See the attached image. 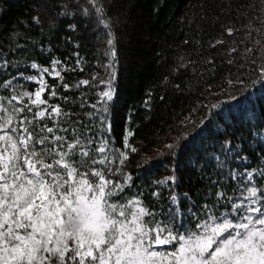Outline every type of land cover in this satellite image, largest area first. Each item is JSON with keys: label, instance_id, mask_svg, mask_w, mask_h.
Returning a JSON list of instances; mask_svg holds the SVG:
<instances>
[{"label": "trees", "instance_id": "obj_1", "mask_svg": "<svg viewBox=\"0 0 264 264\" xmlns=\"http://www.w3.org/2000/svg\"><path fill=\"white\" fill-rule=\"evenodd\" d=\"M97 6L115 35L114 61L107 55L108 29L90 0H0V89L35 74L33 63L51 69L60 61L63 79L46 76L43 97L67 115L33 119V125H55L57 134L79 136L88 149L107 140L108 152L90 156L109 160L85 167H110L111 179L123 185L113 199L138 198L153 213L150 221L192 227L193 213L231 211L217 194L235 202L242 178L233 181V170H256L254 181L264 188V75L258 70L264 0H97ZM113 71L109 101L102 92ZM31 107L23 114L29 119L38 111ZM89 138H95L91 145ZM170 176L174 183H160Z\"/></svg>", "mask_w": 264, "mask_h": 264}, {"label": "snow or ice", "instance_id": "obj_2", "mask_svg": "<svg viewBox=\"0 0 264 264\" xmlns=\"http://www.w3.org/2000/svg\"><path fill=\"white\" fill-rule=\"evenodd\" d=\"M90 2L101 17L100 24L108 29L107 55L114 61L115 35L97 0ZM60 64L53 61L50 69L33 63L37 75L26 79L39 87L11 95L6 104L0 102V264H264V188L257 187L253 179L256 170L230 173L233 181L242 178L235 202L226 193L217 194L231 211L217 214L208 210L199 218L193 213L197 222L192 227L173 228L171 221L145 219L153 213L138 198L113 199L123 191V185L111 179L114 173L110 167H85L109 160L107 155L100 159L90 156V151L108 152L107 140L88 149L79 136L70 140L57 134L55 125L37 129L33 119L55 121L67 115L60 105H51L43 97L49 90L45 74L63 79V68L57 67ZM258 70L264 75V65ZM114 79L113 71L108 90L102 92L109 101ZM79 83L86 86L89 81ZM4 87L15 89L16 85L8 80ZM56 95L52 88L50 96ZM29 105L38 109L32 119L23 115L25 110L32 112ZM94 139L86 143L91 145ZM125 147H131L127 141ZM131 151L136 149L131 147ZM120 156L128 158L123 152ZM168 182L174 183L175 178L160 181ZM176 199L171 197L173 202Z\"/></svg>", "mask_w": 264, "mask_h": 264}, {"label": "rangeland", "instance_id": "obj_3", "mask_svg": "<svg viewBox=\"0 0 264 264\" xmlns=\"http://www.w3.org/2000/svg\"><path fill=\"white\" fill-rule=\"evenodd\" d=\"M32 70L35 72V74H33V75H30V74L29 75H21V76L17 77L16 79L12 80V83L14 85H16L15 89H12L11 87H8V88L4 87V89H0V98H5V99L0 100V102H3L6 104V98L10 97L13 94H19V93H22L24 91L31 92L25 86L26 84H35V85H37V88H38L39 85L37 83H35V81L26 79L27 77L37 75L36 69L32 68ZM46 76L47 75L45 74V77H44L45 80H46ZM25 103L29 104L27 98H25ZM17 106L19 107L20 105H17ZM29 106H31V105H29ZM17 118L19 119L20 117L18 116ZM262 141H264V134L262 136ZM248 171H253V170H248ZM256 175H257V172L256 171L253 172V179L256 177ZM145 219L150 220L149 217H146ZM152 222H160V221H152Z\"/></svg>", "mask_w": 264, "mask_h": 264}]
</instances>
